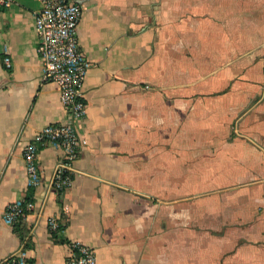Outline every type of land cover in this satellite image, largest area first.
I'll return each instance as SVG.
<instances>
[{
  "label": "crops",
  "instance_id": "1",
  "mask_svg": "<svg viewBox=\"0 0 264 264\" xmlns=\"http://www.w3.org/2000/svg\"><path fill=\"white\" fill-rule=\"evenodd\" d=\"M5 1L0 262L23 252L31 264H66L75 240L97 264H264V0H75L86 145L63 201L53 186L63 151L41 149L36 190L23 158L38 132L67 121L59 87L43 80L41 2ZM20 199L35 210L6 225Z\"/></svg>",
  "mask_w": 264,
  "mask_h": 264
},
{
  "label": "built area",
  "instance_id": "2",
  "mask_svg": "<svg viewBox=\"0 0 264 264\" xmlns=\"http://www.w3.org/2000/svg\"><path fill=\"white\" fill-rule=\"evenodd\" d=\"M41 9L35 15L38 35V55L43 65L44 82L54 83L60 89V101L66 112L67 121L51 124L37 133L25 147L23 158L26 165L27 183L30 190L42 185L39 165L41 149L51 146L61 149L63 156L56 167L53 179L54 189L61 201L74 183V164L80 158L86 141L80 136L78 125L87 117L84 86L89 63L83 54L78 37V29L83 17V6L75 0H40ZM0 4L10 7L11 2L0 0ZM6 68L12 69L8 50L4 51ZM35 210L32 199H20L8 204L4 223L15 226L25 220ZM52 236L62 237L64 225L60 218L53 217L49 223ZM66 264H97L93 248L80 242L67 243ZM0 264H31L25 253L7 257Z\"/></svg>",
  "mask_w": 264,
  "mask_h": 264
},
{
  "label": "trees",
  "instance_id": "3",
  "mask_svg": "<svg viewBox=\"0 0 264 264\" xmlns=\"http://www.w3.org/2000/svg\"><path fill=\"white\" fill-rule=\"evenodd\" d=\"M58 239V237H56Z\"/></svg>",
  "mask_w": 264,
  "mask_h": 264
}]
</instances>
